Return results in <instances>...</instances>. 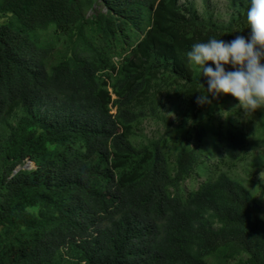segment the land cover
I'll return each mask as SVG.
<instances>
[{"label":"trees","instance_id":"trees-1","mask_svg":"<svg viewBox=\"0 0 264 264\" xmlns=\"http://www.w3.org/2000/svg\"><path fill=\"white\" fill-rule=\"evenodd\" d=\"M224 4L49 0L0 30V70L22 49L38 59L13 69L19 105L1 114L0 264H264V109L198 105L206 78L185 56L250 35L249 0ZM47 65L56 98L39 108Z\"/></svg>","mask_w":264,"mask_h":264},{"label":"clouds","instance_id":"clouds-1","mask_svg":"<svg viewBox=\"0 0 264 264\" xmlns=\"http://www.w3.org/2000/svg\"><path fill=\"white\" fill-rule=\"evenodd\" d=\"M48 1L0 0V30L21 27L27 19L39 14ZM93 9L90 8L83 17L90 16ZM79 18L77 15L76 19ZM246 19L251 29L247 38L235 35L226 41L209 37L206 41L194 42L185 52L188 63L198 67L200 77L206 78V87L203 84V90H198L199 95L195 97L198 105L211 104L219 94L230 93L237 98V106L244 114L264 109V0H249ZM208 61L212 63L208 64ZM37 64L36 53L24 49L3 63L0 70V120L6 110L12 112L19 105V98L9 85L13 69L19 76L27 77ZM36 91L40 97L39 108L54 102L57 92L55 66L47 65L41 69ZM36 167V162L28 156L16 165L10 177L20 170Z\"/></svg>","mask_w":264,"mask_h":264},{"label":"rangeland","instance_id":"rangeland-1","mask_svg":"<svg viewBox=\"0 0 264 264\" xmlns=\"http://www.w3.org/2000/svg\"><path fill=\"white\" fill-rule=\"evenodd\" d=\"M197 1L200 4V6H202L203 4H208L211 8H215L217 10L225 9L224 0H197ZM153 130H154V125L152 123L148 124L146 132L148 134H153ZM256 180L261 184L260 190L258 191L257 189V196L261 198V201L264 205V169H262L256 175Z\"/></svg>","mask_w":264,"mask_h":264}]
</instances>
